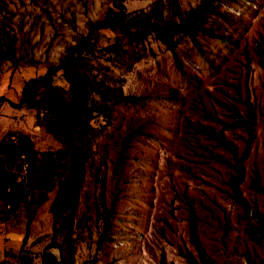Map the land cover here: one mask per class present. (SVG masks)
Here are the masks:
<instances>
[{"label":"rangeland","instance_id":"obj_1","mask_svg":"<svg viewBox=\"0 0 264 264\" xmlns=\"http://www.w3.org/2000/svg\"><path fill=\"white\" fill-rule=\"evenodd\" d=\"M203 1L127 0L126 4L129 11L163 25L175 12L185 13ZM112 2L5 0L0 48H5L6 39H13L18 65L13 68L11 61L0 58V96L6 99L0 105V140L5 133L16 132L38 149L58 145L39 126L34 110L8 101L18 102L26 80L43 75L48 64L66 61L64 47L85 35ZM215 7L232 20L209 15L206 25L218 37L198 32L203 55L185 33L175 36L188 78L178 69L173 53L150 32L134 28L131 34H94L95 46L104 48V57L116 54L123 71L113 72L124 80L123 94L144 99L113 104L92 95L88 100L98 120L104 110L111 119L97 129L90 144L93 164L100 169L99 182L91 167L77 194L66 252L72 264H188L184 254L198 258L190 239L191 215L199 248L213 264H264L260 230L264 193L251 185L258 176L264 188V60L256 52L264 43V0H219ZM45 84L70 102L62 78ZM250 111L249 136L237 124V114L246 121ZM235 124L238 128H227ZM91 125L96 127L94 122ZM249 138V157L243 159ZM1 170L0 263L10 264L18 256V264H41L53 239L50 200L38 208L25 249L20 250L27 212L22 204L11 205L27 196L15 184L22 177ZM100 190L104 207L112 211L106 225L97 205ZM252 229L255 239L247 232ZM100 235L104 238L99 244ZM54 253L59 257L58 248Z\"/></svg>","mask_w":264,"mask_h":264},{"label":"trees","instance_id":"obj_2","mask_svg":"<svg viewBox=\"0 0 264 264\" xmlns=\"http://www.w3.org/2000/svg\"><path fill=\"white\" fill-rule=\"evenodd\" d=\"M126 1L114 0L101 17L88 26L85 35L79 36L74 43L64 47L66 61L48 64L43 75L26 80L18 102L8 101L14 107L26 105L27 108L34 110L39 126L58 142L57 146L42 150L30 145L22 133H5L0 140V169L6 174L22 177L15 184H20L18 187L22 189V194L28 197L18 201L16 206L11 205L13 208L22 204L20 206L27 212L26 233L20 250L25 249L28 230L35 213L39 207L50 200L48 210L52 215L53 239L46 247L47 252L44 253L41 264H72L66 252L70 248L73 219L78 209L77 194L84 186L86 172H89L91 167L95 170L94 180L99 182L100 169L93 164V151L90 144L97 129L101 130L104 125H108L111 117L108 110H104L98 115L100 117L98 120L94 111L88 106V100L92 95L111 99L113 104H134L144 99L132 94H123L124 80L119 76L120 74L113 72L115 68L123 71L116 61V54L109 58L104 57L101 53L104 48L95 46L94 34L98 31L131 34L134 28L150 32L173 53L178 69L185 78H188V73H185L177 54L175 36L178 33H185L189 40L197 45L198 32L218 37L206 25L210 14H220L226 20H232L226 12L216 9L215 3L219 0H205L197 8L182 14L177 11L163 25L153 18H145L142 14L129 11ZM4 9L5 0H0V12ZM4 47L3 50L0 48V58L11 61L12 67L16 68L18 58L15 54L18 47L10 38L6 39ZM197 48L202 55L205 53L201 46L197 45ZM256 52L264 60V43L256 47ZM54 77H60L67 83L69 103L63 100L60 91L53 92L46 89L45 81ZM3 100L6 99L0 96V105ZM93 122L96 123V127L91 125ZM237 124L244 127L250 136L252 133L251 111L246 121L237 114ZM227 128H238V126L235 124ZM193 131L196 134H208L209 138H214L211 133L201 129H193ZM133 134H129L128 137ZM251 142L252 139L249 138L243 159L249 157ZM227 148L235 152L233 148ZM237 178L239 179L240 175ZM10 180H14V177ZM251 185L257 191L264 193V188L259 186L258 176L252 179ZM98 201L97 205L101 206L99 210L103 213L102 223L106 225L112 211L104 207L101 190ZM2 206L4 208L5 205ZM255 217L259 219V215L256 214ZM190 219V239L197 249L198 258L190 253L184 254L188 264H213L199 248L192 215ZM260 230L264 235V223L261 220ZM247 232L255 239L256 234L253 229ZM102 237L103 235L99 236L97 241L99 244ZM58 239L61 241L58 242ZM57 248L60 251L59 257L54 253V249Z\"/></svg>","mask_w":264,"mask_h":264},{"label":"built area","instance_id":"obj_3","mask_svg":"<svg viewBox=\"0 0 264 264\" xmlns=\"http://www.w3.org/2000/svg\"><path fill=\"white\" fill-rule=\"evenodd\" d=\"M19 258L18 257H13V263H15V264H18L19 263V260H18Z\"/></svg>","mask_w":264,"mask_h":264}]
</instances>
